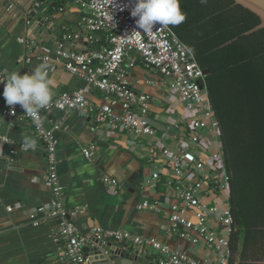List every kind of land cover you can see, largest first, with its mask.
<instances>
[{
	"label": "crops",
	"instance_id": "0c3cea01",
	"mask_svg": "<svg viewBox=\"0 0 264 264\" xmlns=\"http://www.w3.org/2000/svg\"><path fill=\"white\" fill-rule=\"evenodd\" d=\"M85 16L78 5L66 0H0V70L5 74H24L46 63L51 101L63 91L85 88L86 82L68 74L57 55L64 35L70 36L64 42L66 51L87 53L107 45L104 34L93 35L85 29ZM90 38L95 40L93 45ZM127 80L136 92L154 99L151 118L159 130L155 139L110 132L71 111H50L46 115V128L57 142L58 176L64 188L62 206L70 222L80 230L89 232L94 226H102L129 232L186 253L203 264H212L215 256L210 250L170 236L166 230L169 222L158 212L168 211L173 203L166 183L174 180L175 173L163 170L158 185H148L159 160L155 145L174 152L180 144L191 147L189 133L195 114L185 109L171 89V82L166 83L158 73L145 69L139 58L135 59V67L128 70ZM92 101L100 105L101 96L93 94ZM6 107L0 93V108ZM209 123L203 133L204 142L191 148L210 181L203 192L209 224L216 232L226 229L227 233L221 216L230 209L228 175L225 165H215L212 159L221 147L217 121ZM177 125L180 130L175 129ZM0 134L15 142L11 156L8 148L0 146V264H69L62 257L63 245L54 241L58 222L47 220L45 212L40 211L47 210L53 199L46 182L44 147L26 121L1 116ZM25 136L37 141L35 151L24 150ZM91 147V157L86 158L83 149ZM103 174L118 179L121 190L113 193L104 187L100 182ZM146 200L154 208L138 210L137 205ZM188 217L192 218V214ZM115 245L119 249L132 248L122 243ZM149 255L159 257L155 252Z\"/></svg>",
	"mask_w": 264,
	"mask_h": 264
},
{
	"label": "built area",
	"instance_id": "2783aa9c",
	"mask_svg": "<svg viewBox=\"0 0 264 264\" xmlns=\"http://www.w3.org/2000/svg\"><path fill=\"white\" fill-rule=\"evenodd\" d=\"M66 1L78 5L85 12L84 27L90 34L106 36L107 45L103 49L87 53L66 51L64 42L70 38L69 35H64L59 41L57 55L62 60L64 69L71 76L84 80L87 86L74 91H63L50 101L39 113V126L33 118L26 115L19 104L0 108V117L7 116L29 122L39 145L45 149L46 182L51 188L53 199L47 210L40 211L45 212L47 220L58 222L54 241L63 245L62 257L69 264H91L84 249L92 239H96L103 243L127 244L146 255L155 252L159 256L155 259L156 264H203L186 253L174 251L166 245L129 232L110 230L102 226H94L87 232L70 222L61 202L64 188L58 176L57 142L45 125L48 112L71 111L93 120L97 126L105 127L110 132L133 134L138 138H157L159 130L154 127L151 118L153 97L136 92L127 80L128 70L135 67V59L139 58L145 69L158 73L166 83L171 82V89L177 93L185 109L195 114L189 133L191 147L204 142V130L216 117L208 95L206 75L190 49L168 26L157 23L153 32L143 33L136 25V18L131 16L135 0ZM27 24L30 25L31 21L28 20ZM133 31L140 33H135L131 40H125ZM89 43L93 45L95 40L90 38ZM6 75L0 70L2 95L6 83L2 81ZM93 94L101 96L100 105L92 101ZM180 128V125L175 127L177 130ZM217 132L221 152L214 154L212 159L215 165H225L219 128ZM0 146L8 148L10 156L15 152V142L8 136L0 134ZM191 147L180 144L174 152L158 146L157 143L154 149L159 160L153 167L148 185L155 188L162 179L163 170L173 171L176 177L166 183L172 193L173 203L168 211H158L169 222L167 233L189 244L210 250L215 256L212 264H231V211L229 209L221 216V222L227 228V239L209 224V208L203 201V192L206 183L210 181ZM93 149L84 148V156L90 158ZM100 182L113 193L122 188L120 181L108 174H103ZM153 208L154 205L147 200L137 205L140 211ZM188 214H192V218Z\"/></svg>",
	"mask_w": 264,
	"mask_h": 264
},
{
	"label": "trees",
	"instance_id": "16d2710c",
	"mask_svg": "<svg viewBox=\"0 0 264 264\" xmlns=\"http://www.w3.org/2000/svg\"><path fill=\"white\" fill-rule=\"evenodd\" d=\"M180 4L185 21L168 27L210 71L233 219L230 263L264 264V28L246 35L261 19L233 0Z\"/></svg>",
	"mask_w": 264,
	"mask_h": 264
},
{
	"label": "clouds",
	"instance_id": "9594fccd",
	"mask_svg": "<svg viewBox=\"0 0 264 264\" xmlns=\"http://www.w3.org/2000/svg\"><path fill=\"white\" fill-rule=\"evenodd\" d=\"M186 12L181 8L180 0H135L131 16L136 18V25L143 33L153 32L154 26H178L186 19ZM133 31L125 40H131ZM48 65L41 63L30 73L9 72L2 82H5L3 97L8 106L19 104L28 117L33 118L36 125L41 123L39 113L51 101L52 90L49 80ZM37 141L25 136L23 148L25 151H35Z\"/></svg>",
	"mask_w": 264,
	"mask_h": 264
},
{
	"label": "water",
	"instance_id": "95a60500",
	"mask_svg": "<svg viewBox=\"0 0 264 264\" xmlns=\"http://www.w3.org/2000/svg\"><path fill=\"white\" fill-rule=\"evenodd\" d=\"M233 1L237 5L256 14L261 19V25L246 33V35L264 28V0ZM204 74L207 76L210 74V71L204 70ZM84 252L91 264H156L154 257L151 255H146L133 248L119 249L113 242L103 243L96 239H92L89 246L84 249Z\"/></svg>",
	"mask_w": 264,
	"mask_h": 264
},
{
	"label": "rangeland",
	"instance_id": "374dc122",
	"mask_svg": "<svg viewBox=\"0 0 264 264\" xmlns=\"http://www.w3.org/2000/svg\"><path fill=\"white\" fill-rule=\"evenodd\" d=\"M226 232V229L224 230V232L223 233H220V234H222L223 235V237H225V238H227L228 239V235H227V233H225ZM236 263H238L239 262V260L236 258V261H235Z\"/></svg>",
	"mask_w": 264,
	"mask_h": 264
}]
</instances>
